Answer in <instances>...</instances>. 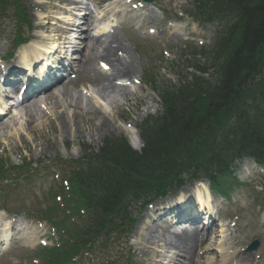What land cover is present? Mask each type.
I'll use <instances>...</instances> for the list:
<instances>
[{
  "label": "rangeland",
  "instance_id": "1",
  "mask_svg": "<svg viewBox=\"0 0 264 264\" xmlns=\"http://www.w3.org/2000/svg\"><path fill=\"white\" fill-rule=\"evenodd\" d=\"M35 1L25 0L26 5L31 9L33 27L42 30L41 33L35 32V34L42 36L45 40H50L52 38L48 37L47 34H53L52 28L61 30L63 26H66L62 21L67 20L68 14H65L62 21H59L61 16L59 12L57 13L55 1ZM88 1L94 8H99L101 6L98 2L103 0ZM39 2L41 3L38 4ZM157 3L165 10L164 15L139 8L134 15L128 17V25L124 27L121 36L123 41L121 46L125 49L132 63L133 76L138 77L140 83L127 87L111 85L105 79L102 81L104 86L91 83L93 92H90V87H87V91L81 93L78 85L85 78V75L80 74V81L71 88L70 95L67 96L65 87H60L59 91L54 92V95L52 94L47 99L33 104L34 109L31 105L26 111L21 110V115L16 120L9 118L0 127V167L3 166L0 185H6L10 189L8 194L4 191L0 195L4 194V199L7 200L9 206L19 210L28 222L38 223L33 217L41 212L43 205L32 202L31 206L29 205L27 199L31 195L30 190H26L29 180L23 179L21 175L18 176L19 168L16 167L19 164L40 159L46 162L48 158L54 157L77 159L82 156L83 145L97 150L107 136H132V132L126 129L125 122L130 121V125L134 123L139 125L148 116L159 113L162 108L159 92L166 93L169 88L178 85L180 76L185 73V67L189 64L184 56L192 52L193 57H195L204 51L205 48L201 49L200 52V50H192L189 47H178L177 42L184 39L178 35H173L172 30L167 29L166 20L168 18L181 17L178 30L185 32L186 38L194 39L199 44H210V26L203 25L206 26L204 29L201 25L194 24L189 14L187 15L190 17L181 16L182 10L185 8L191 10L193 7L188 0H157ZM134 23H138L137 26L142 29L141 34L134 30L132 26ZM14 24V22L6 19L2 28L11 34ZM110 37L105 36V40L108 42ZM6 38L7 36L0 38V49L3 45L2 53L5 47L7 49L10 46ZM103 40L100 38L101 43ZM99 50L100 48L97 46L96 52ZM93 52L95 53L94 49ZM70 56L68 55V57ZM200 59L204 63L205 59L202 56ZM94 66L97 69L95 75L104 78L105 75L102 73L107 72H100L97 61ZM115 68L114 66V70ZM148 71L149 75L147 74ZM88 79L91 80L92 78L89 77ZM93 81L91 80V82ZM146 82L147 84L149 82L151 87ZM103 89L105 90L102 91ZM158 90L159 92H157ZM77 103H79V107L76 106ZM55 109L57 110L55 111ZM87 109L97 110L99 112L97 118L92 119L86 116L84 113ZM30 117L33 118L30 119ZM105 118L108 126L99 129V120ZM193 160L200 162L201 157L196 156ZM22 174L27 175L28 173L23 172ZM160 184L162 183H154L153 185ZM12 185H16V187ZM232 197L233 200L223 205L225 206L223 211H214L216 212V221L212 226V231L210 230L213 235L206 247L209 250H216L218 241L222 239L218 230L222 229L223 218L240 211L236 237H233L232 240L244 239L239 243L240 247H244L250 242V239L258 238L261 242L260 251L264 253V215L260 214L254 205L256 194L250 189V186L243 185L241 189L232 194ZM155 217L159 219L163 218V215L158 213ZM146 222L150 221L147 220ZM195 225L197 223L194 225L191 223L190 228L196 231L199 226ZM47 228L48 226L43 223L44 234ZM200 232L198 231V233ZM144 234V236H138L134 239L137 245L135 264H148L152 250L145 248V241H149L151 238L160 239L158 234L146 232ZM166 246L165 249H168ZM28 251L19 248L14 242L11 251L5 252L0 257V264H10L8 260L14 256L23 257L25 262L27 257L31 255ZM214 254L217 256V252ZM172 260L175 264V259Z\"/></svg>",
  "mask_w": 264,
  "mask_h": 264
},
{
  "label": "trees",
  "instance_id": "2",
  "mask_svg": "<svg viewBox=\"0 0 264 264\" xmlns=\"http://www.w3.org/2000/svg\"><path fill=\"white\" fill-rule=\"evenodd\" d=\"M196 2L201 18L220 25L212 53L216 56L219 79L205 87L191 83L187 90L194 89L196 95L204 88L199 99L187 102L189 99L184 101L177 96V99L169 100L166 115L143 130L146 142L141 153L131 150L122 138H107L100 148L97 164L74 171L76 188L89 202L85 236L98 237L109 224L117 226V218L124 219L127 207L145 195L152 180L169 177L184 164L194 145L201 149V143L213 139L214 131L210 125L219 124L221 110L232 106L235 97L250 84L252 87L255 83L260 85L261 90L255 95L264 99V0ZM229 24L231 28L226 29ZM239 124L237 117L226 124L227 140L219 147L224 146L226 152L236 154L256 147L257 154L264 156V129L250 123L251 128L258 129L252 141L248 131L241 136L233 134ZM260 126L264 127V123ZM92 188L93 193L87 194Z\"/></svg>",
  "mask_w": 264,
  "mask_h": 264
},
{
  "label": "bare ground",
  "instance_id": "3",
  "mask_svg": "<svg viewBox=\"0 0 264 264\" xmlns=\"http://www.w3.org/2000/svg\"><path fill=\"white\" fill-rule=\"evenodd\" d=\"M68 1H74V0H68ZM82 3V0H78ZM81 3H78L79 4V11H82V10H85L86 8L85 7H81V6H84L82 5ZM74 4L75 2H71V5L68 7L70 10H73L74 9ZM71 14L67 16V19H71L72 23H78L79 20H76L74 17L75 15L77 14H73L72 11H70ZM81 15V14H79ZM86 15V14H85ZM82 16V19L85 21L87 20V24L91 23V17L88 15V17L86 18V16ZM78 18V17H77ZM93 21V20H92ZM79 24V23H78ZM69 25V32L72 30L74 32H79L80 31V28L81 26H71V24H68ZM103 26H105V24H103ZM62 31L60 32L59 35H61ZM79 36V34L77 35ZM76 36V37H77ZM72 38H75L72 37ZM118 38V35L115 36V39ZM114 39V41H116ZM58 46V43L57 42H50L48 44H45L43 45L42 47H44V50L41 48H32L30 49L29 53H25L24 56L22 57V65L24 66L23 68L26 69V70H29V71H33L32 69V65H33V62L36 60V59H39L41 60L40 58L41 57H44V63L42 65V67L40 68L41 69V73H45L43 75H47L48 72V68L50 67V61L51 59H56V54L59 53L58 50L59 48L57 49V51H53L56 47ZM48 52V53H44L45 55H43L42 52ZM52 54V55H50ZM113 54V49L110 50V51H107L105 52V54H102V59L104 60H108L110 59L109 57ZM50 55V56H49ZM116 55V54H115ZM113 55V56H115ZM117 56V55H116ZM121 57H118L116 59L117 61V70L115 71V74H113L115 77H128L129 75H131L132 73V65L130 62L127 61L126 58L124 59H120ZM94 61V58H88L85 62L84 65H88L90 66L91 63ZM115 61V60H113ZM105 89H103L102 91H104ZM4 96L5 94L4 93H0V114H3L4 113V110H5V107H3L4 105ZM57 109H55L56 111ZM99 114V112L97 110L95 111H87L85 113L86 116H89L91 117L92 119H96L97 118V115ZM33 117H30V119H32ZM99 129H102L106 126H108V123L106 121V118L105 119H102V120H99ZM132 145L139 149L141 147V143L140 141H137L135 138L132 137V139L130 140ZM206 191V189H205ZM197 193V197L198 199H195L194 196H189V197H180L177 201L183 206V207H187L189 205V203H195V206L194 208L192 209L191 208V211H192V214H189V215H186L184 216V219L188 218V217H191L192 215H197L199 216L200 215V212L205 209V210H209L208 212H211V208L213 207V202H212V197L209 195V192L204 194L203 191H195ZM198 203V204H196ZM200 203V204H199ZM204 206V207H203ZM213 209V208H212ZM4 214L0 212V222H2V225L4 226H0V229L1 230V239L2 240H6V242H8L9 240V236H10V233H11V227L9 226V224L7 222H5V220H3V216ZM209 216L212 217V212L211 214H207ZM12 220V219H11ZM9 222V221H8ZM11 223V222H9ZM192 235L194 236H191L189 235L188 233H181L180 235H177L176 238L172 241L169 242V244L173 243V248L177 249L178 251L180 252H185L186 254H184V256H188V261L189 263L193 264V250H194V246H195V239L197 240L196 236H195V233H193ZM195 237V238H194ZM184 251H183V250ZM179 252V253H180ZM195 262V260H194ZM197 262H199V259L197 260Z\"/></svg>",
  "mask_w": 264,
  "mask_h": 264
}]
</instances>
